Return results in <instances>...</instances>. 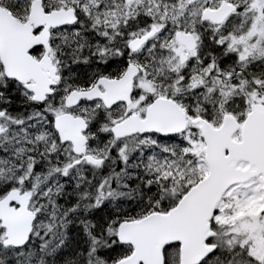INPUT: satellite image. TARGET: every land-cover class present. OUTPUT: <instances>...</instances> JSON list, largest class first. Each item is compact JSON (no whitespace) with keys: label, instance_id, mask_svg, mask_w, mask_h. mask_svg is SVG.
I'll return each mask as SVG.
<instances>
[{"label":"snow or ice","instance_id":"6c2138e0","mask_svg":"<svg viewBox=\"0 0 264 264\" xmlns=\"http://www.w3.org/2000/svg\"><path fill=\"white\" fill-rule=\"evenodd\" d=\"M0 264H264V0H0Z\"/></svg>","mask_w":264,"mask_h":264}]
</instances>
